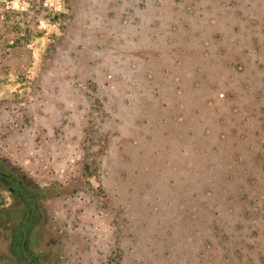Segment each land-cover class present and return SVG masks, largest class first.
<instances>
[{"label":"rangeland","instance_id":"obj_1","mask_svg":"<svg viewBox=\"0 0 264 264\" xmlns=\"http://www.w3.org/2000/svg\"><path fill=\"white\" fill-rule=\"evenodd\" d=\"M0 154L37 262L264 264V0H0Z\"/></svg>","mask_w":264,"mask_h":264},{"label":"flooded vegetation","instance_id":"obj_2","mask_svg":"<svg viewBox=\"0 0 264 264\" xmlns=\"http://www.w3.org/2000/svg\"><path fill=\"white\" fill-rule=\"evenodd\" d=\"M32 189L21 175L17 176L10 159L0 154V242L8 243L7 250H0V264H47L35 261L32 254L23 250L29 222L42 213L36 208L40 204L48 210L43 203L48 196H34Z\"/></svg>","mask_w":264,"mask_h":264}]
</instances>
